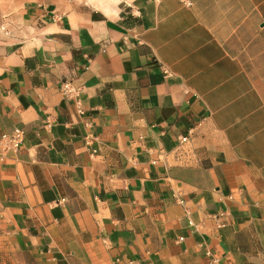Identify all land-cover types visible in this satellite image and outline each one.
Listing matches in <instances>:
<instances>
[{
    "label": "crops",
    "instance_id": "obj_1",
    "mask_svg": "<svg viewBox=\"0 0 264 264\" xmlns=\"http://www.w3.org/2000/svg\"><path fill=\"white\" fill-rule=\"evenodd\" d=\"M191 1L0 0V264H264V0Z\"/></svg>",
    "mask_w": 264,
    "mask_h": 264
},
{
    "label": "built area",
    "instance_id": "obj_2",
    "mask_svg": "<svg viewBox=\"0 0 264 264\" xmlns=\"http://www.w3.org/2000/svg\"><path fill=\"white\" fill-rule=\"evenodd\" d=\"M184 6H190L192 4L191 0H179ZM62 90L65 93L71 92L72 88L69 83H64L62 85ZM23 139V131L20 128H15L11 133H3L0 136V143L3 149H15L19 146ZM186 138L183 137L182 140Z\"/></svg>",
    "mask_w": 264,
    "mask_h": 264
}]
</instances>
